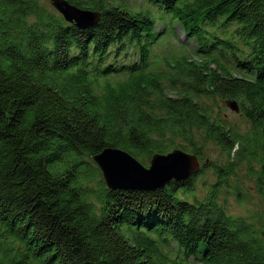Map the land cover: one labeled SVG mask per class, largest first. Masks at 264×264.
<instances>
[{"label": "trees", "instance_id": "16d2710c", "mask_svg": "<svg viewBox=\"0 0 264 264\" xmlns=\"http://www.w3.org/2000/svg\"><path fill=\"white\" fill-rule=\"evenodd\" d=\"M67 1L99 20L0 0V264H264V204L235 215L220 196L242 200L244 179L264 200V0H147L158 17ZM174 24L201 59L170 45ZM227 100L243 121L223 116ZM105 148L140 163L181 149L199 168L108 190L92 160Z\"/></svg>", "mask_w": 264, "mask_h": 264}, {"label": "water", "instance_id": "95a60500", "mask_svg": "<svg viewBox=\"0 0 264 264\" xmlns=\"http://www.w3.org/2000/svg\"><path fill=\"white\" fill-rule=\"evenodd\" d=\"M49 1L65 21H75L79 27L92 25L99 20L98 12L79 9L67 0ZM225 104L232 111L239 112L236 101L227 100ZM92 160L99 168L108 190H154L171 180H183L199 168L195 155L181 149H173L165 154L154 153L147 166L119 148H105L94 155Z\"/></svg>", "mask_w": 264, "mask_h": 264}, {"label": "rangeland", "instance_id": "374dc122", "mask_svg": "<svg viewBox=\"0 0 264 264\" xmlns=\"http://www.w3.org/2000/svg\"><path fill=\"white\" fill-rule=\"evenodd\" d=\"M41 4L45 5L47 8L49 9H55L53 8V6L51 5L49 0H39ZM113 2H115L116 4H120L122 6H126L128 8L131 9H137V8H145V7H150L151 9V14L153 17H158L160 15V10L157 9L156 7H153L147 0H111ZM163 24L162 22H158L157 23V29L162 28ZM173 29L175 30L176 34L178 35L180 41L182 42H177V39L171 38L170 45H180V48L182 50V52H184L187 55L192 56L194 59H201L203 56L200 55H196L194 53V49H195V45L194 42H192V40L187 39L185 34L183 33L181 27L178 24H174ZM155 54H169L168 51V47L167 44H161L160 46H158L155 51L153 52ZM221 62L225 65L226 61L225 59L221 60ZM234 75H243L242 72H238L233 70L232 72ZM222 109V113L223 116L225 118H227L230 122H241L243 121V119L239 116L238 112H234L232 111L226 104H224V106H221ZM207 154L209 155V158L213 159L215 157L217 158H221L222 156L218 153V151L215 148H210L207 151ZM143 165L147 166V164H149L148 161L142 162ZM204 168V173L201 175V177L199 178L198 182H197V186L200 189V192L202 193L203 191L201 189H203V187L208 186V184L211 182L212 179V172L211 170L207 169L206 167H202ZM97 180L98 178H95V181H93L90 184V187L92 189H98V185H97ZM240 190L243 191L244 195L242 200L238 201L237 199H239L237 196H235L234 194V189L227 187L226 189H223L221 191V198H223L226 202H227V207H228V211L231 214H235V215H243V216H252L254 214H258L259 212H261V209H263V204H264V200L262 199V197H260L252 183H250L249 181H246L244 179H240ZM235 184V183H234ZM241 199V198H240Z\"/></svg>", "mask_w": 264, "mask_h": 264}]
</instances>
